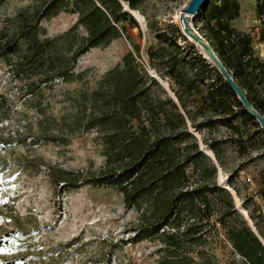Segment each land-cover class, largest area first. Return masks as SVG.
<instances>
[{"label": "rangeland", "instance_id": "374dc122", "mask_svg": "<svg viewBox=\"0 0 264 264\" xmlns=\"http://www.w3.org/2000/svg\"><path fill=\"white\" fill-rule=\"evenodd\" d=\"M42 1L0 0V32H14L16 25L9 19L20 11L30 15ZM120 1L124 10L140 15L138 20L130 13L139 24L140 38L137 29L128 28L108 45L78 57L74 72L82 74L81 78L55 81L32 96L0 62V264H159L163 254L158 240L130 242L137 226L136 212L123 203L118 192L89 183L90 178L100 175L104 164L99 139L94 131L72 123L75 116L89 112L85 105L91 92L133 49L134 41L141 44L135 55L140 70L157 82L152 91L159 100L169 99L177 105L186 130L207 156L204 162L210 159L217 167L213 176L189 168L188 184L207 180L224 188L237 216L257 232L250 218L254 216L264 232V135L252 124L240 125L236 117L227 120V116L206 109L203 97L211 79H216L215 72H210L208 80L197 81L203 92L199 94L167 74L165 57L150 58L147 54L149 48L160 53V46L168 45L162 40L168 38L184 48L180 56L193 55L194 51L196 57L201 54L210 62L198 45L189 47L192 41L182 32L178 17L187 0H143L139 8L145 15ZM76 19V14L62 11L41 20L39 26L47 37H53L69 29ZM196 22L192 26L205 38L200 22ZM232 25L241 32L260 25L255 0H243L241 14ZM157 30L164 32L161 38ZM79 31L84 32L82 28ZM253 46L263 57L264 44L255 40ZM197 63L202 67L198 58ZM185 72L192 77L196 70L187 64ZM229 122L237 124L239 130L231 129ZM162 123L161 119L160 126ZM61 172L70 175L63 177ZM229 195H209L203 237L186 253L191 264H247L227 237L226 227L240 219L233 215L219 220ZM261 240L264 242V237Z\"/></svg>", "mask_w": 264, "mask_h": 264}, {"label": "trees", "instance_id": "16d2710c", "mask_svg": "<svg viewBox=\"0 0 264 264\" xmlns=\"http://www.w3.org/2000/svg\"><path fill=\"white\" fill-rule=\"evenodd\" d=\"M125 1L131 10H140L143 0ZM242 3L243 0H207L193 23L200 22L201 33L221 63L264 117V56L257 55L253 46L255 40L264 44V19H261L264 2L255 0L260 25L248 32L232 25L241 14ZM62 11L76 14L75 23L66 31L47 37L39 26L40 21ZM9 21L16 25V30L0 32V62L8 67L17 82L25 84L32 96L41 94L42 87H52L55 81L81 78L82 74L74 72L77 58L92 48L108 45L128 28L137 29V37L141 36L139 24L124 10L120 0H43L30 15L20 11ZM81 28L83 33L79 31ZM162 33L157 30V37L161 38ZM162 42L168 45L160 46V53H153L149 48L147 54L150 58L165 57L169 76L185 89L200 94L203 92L196 86L197 81L208 80L210 72H215L216 79H211L203 97L206 109L227 116V120L236 117L240 125L252 124L264 135L216 66L201 54L196 57L194 51L193 55L180 56L184 48L175 40L164 38ZM140 45L134 41L133 49L123 55L121 63L98 81L89 100H84L85 111L89 112L83 117L75 116L72 123L85 131H94L99 139L104 164L100 175L90 178L89 183L118 192L123 203L137 214V226L130 242L158 240L163 254L159 264H191L192 258L186 253L199 245L203 237L204 223L209 219L203 215L209 205V195L216 192L229 195V192L207 180L195 186L188 184L189 168L192 172L213 176L217 167L210 159L204 162L207 156L186 130L184 116L177 105L169 99L159 100L152 91L157 82L142 72L136 62ZM195 46L190 42L191 49ZM197 58L203 64L200 68ZM187 64L196 70L192 77L185 72ZM228 125L239 130L237 124L229 122ZM212 150L218 158L214 146ZM61 175L70 174L61 172ZM233 215L239 218L230 198L219 220ZM250 218L256 233L264 237L256 218ZM239 219L237 224L227 227L223 222L229 241L247 264H264V245L246 221Z\"/></svg>", "mask_w": 264, "mask_h": 264}, {"label": "water", "instance_id": "95a60500", "mask_svg": "<svg viewBox=\"0 0 264 264\" xmlns=\"http://www.w3.org/2000/svg\"><path fill=\"white\" fill-rule=\"evenodd\" d=\"M207 0H189L186 6H184L179 12V21L182 23V32L196 45H198L206 57L212 62L214 66L217 67L220 74L223 76L224 80L231 86L234 90L238 100L241 102L243 107L256 119L260 128L264 131V117L261 115L249 102L247 97L245 96L244 91L239 87V85L235 82L233 77L229 74L227 69L221 63L210 44L207 42L205 38H203L200 34H198L194 27L192 26V22L196 15L199 13L200 7ZM131 13V12H130ZM252 229V228H251ZM255 235L259 238V240L264 245V242L261 240L259 235L252 229Z\"/></svg>", "mask_w": 264, "mask_h": 264}, {"label": "bare ground", "instance_id": "6f19581e", "mask_svg": "<svg viewBox=\"0 0 264 264\" xmlns=\"http://www.w3.org/2000/svg\"><path fill=\"white\" fill-rule=\"evenodd\" d=\"M137 18H138V20H141V17H140V15H138L136 12H134V11H131ZM178 21H179V17H178ZM179 23H180V26H181V28H182V23L179 21Z\"/></svg>", "mask_w": 264, "mask_h": 264}, {"label": "built area", "instance_id": "2783aa9c", "mask_svg": "<svg viewBox=\"0 0 264 264\" xmlns=\"http://www.w3.org/2000/svg\"><path fill=\"white\" fill-rule=\"evenodd\" d=\"M263 2H264V0H263ZM261 19H264V15H263V16H261Z\"/></svg>", "mask_w": 264, "mask_h": 264}]
</instances>
